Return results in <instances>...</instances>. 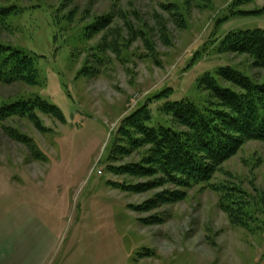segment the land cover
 <instances>
[{"label": "rangeland", "instance_id": "rangeland-1", "mask_svg": "<svg viewBox=\"0 0 264 264\" xmlns=\"http://www.w3.org/2000/svg\"><path fill=\"white\" fill-rule=\"evenodd\" d=\"M0 7L12 13L0 20V43L38 55L42 78L0 84V105L37 94L63 116L0 122V264H264V141L246 140L208 181L189 186L123 127L141 108L149 126L175 129L166 103L216 108L205 75L239 92L217 77L221 68L264 85L251 57L221 50L232 32L264 31V0ZM231 199L240 202L233 217L221 207Z\"/></svg>", "mask_w": 264, "mask_h": 264}, {"label": "trees", "instance_id": "trees-1", "mask_svg": "<svg viewBox=\"0 0 264 264\" xmlns=\"http://www.w3.org/2000/svg\"><path fill=\"white\" fill-rule=\"evenodd\" d=\"M9 8L0 7V20L12 15ZM221 50L248 55L257 67L264 69V31L232 32L225 37ZM39 59L32 52L0 43V84L39 86L42 84ZM216 75L239 92L222 88L210 75H205L201 79L202 88L218 105L217 109L199 108L186 100L166 103L162 112L179 129L166 123L149 126L152 114L148 108H141L123 120L124 131L131 135L133 144L150 145L163 169H171V164L179 170L176 171L179 176L184 175L183 180L189 186L208 181L215 168L235 154L246 140L264 141V85L253 83L229 67L219 69ZM37 112L63 120L59 108L32 94L4 101L0 105V122L14 116L29 118ZM121 129L115 132L110 150L121 138ZM132 130L138 135L132 134ZM239 204L231 199L223 201L221 207L233 217L232 212L236 211L232 206L238 208Z\"/></svg>", "mask_w": 264, "mask_h": 264}]
</instances>
